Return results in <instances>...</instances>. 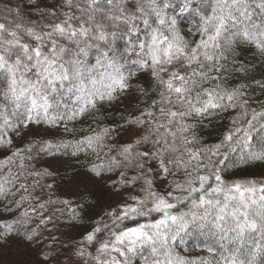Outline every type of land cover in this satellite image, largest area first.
<instances>
[{
    "label": "snow or ice",
    "instance_id": "snow-or-ice-1",
    "mask_svg": "<svg viewBox=\"0 0 264 264\" xmlns=\"http://www.w3.org/2000/svg\"><path fill=\"white\" fill-rule=\"evenodd\" d=\"M0 264H264V0H0Z\"/></svg>",
    "mask_w": 264,
    "mask_h": 264
}]
</instances>
